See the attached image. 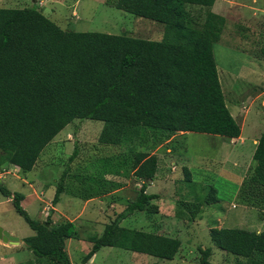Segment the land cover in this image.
Masks as SVG:
<instances>
[{
	"label": "trees",
	"instance_id": "1",
	"mask_svg": "<svg viewBox=\"0 0 264 264\" xmlns=\"http://www.w3.org/2000/svg\"><path fill=\"white\" fill-rule=\"evenodd\" d=\"M214 3L117 0V10L163 25L159 41L64 31L36 8H0V169L15 166L23 174L30 172L46 146L74 120L101 122L97 140L101 150L122 148L132 158V175L140 184L137 196L104 226L100 236L89 238L92 246L81 264L103 247L168 261L179 252L177 238L120 226L134 214H144L146 219L159 214L155 203L159 195L146 192L157 174L158 159L137 148L145 132H158L162 139L176 133L239 138L241 129L226 107L212 52L226 24L224 17L212 12ZM189 8L197 10L192 13ZM74 145L69 163L78 155ZM252 160L254 165L238 187L237 200L242 206L261 209L264 128ZM97 163L88 166L97 169ZM69 172L67 168L59 178L52 208L66 191ZM183 173L189 182V170L184 168ZM104 181L92 183L99 188ZM106 190L100 189L99 194ZM200 192L205 195L196 201L180 202L178 219L194 221L203 204L218 202L214 188L203 187ZM0 195L11 200L15 212L34 232L22 242L36 260L71 264L66 241L77 235L72 222L54 224L52 209L45 221L30 218L21 207L24 196L11 193L1 181ZM209 234L218 250L231 253H245L247 246L264 237H242L239 231L225 228H212ZM198 252L197 264H212L211 248ZM245 264H264V253L252 251Z\"/></svg>",
	"mask_w": 264,
	"mask_h": 264
},
{
	"label": "rangeland",
	"instance_id": "2",
	"mask_svg": "<svg viewBox=\"0 0 264 264\" xmlns=\"http://www.w3.org/2000/svg\"><path fill=\"white\" fill-rule=\"evenodd\" d=\"M41 1L42 8L39 5ZM116 2L0 0V8H36L64 31L126 34L144 40H161L163 25L117 10ZM189 10L194 13L197 9ZM211 10L226 17L224 33L220 42L213 45L212 52L226 107L228 110L239 108L247 116L245 123L238 121L243 124L242 137L246 140L244 148L239 149L243 159L232 160L228 156L231 150H226V147L238 149L239 142H234V148L228 139L220 136L176 133L162 139L158 132H145L137 148L158 159L157 174L149 182L146 192L152 194L155 191L159 195L160 199L155 203L160 214L151 219H146L144 214H134L122 221L120 226L177 238L181 247L171 261L103 247L95 255L93 264H197L199 248L212 249V264H245L252 251L264 253V237L259 238L260 243L247 246L245 253H231L218 250L209 234L210 229L217 227V218L221 228L235 229L242 237L258 238L264 234V208L245 207L237 200L238 187L254 165L252 141L259 139L264 128V79L261 78L264 73V0H216ZM254 71L257 74L248 75ZM250 81L253 82L248 83ZM102 127L103 124L98 121L74 120L46 146L33 170L5 176L4 185L9 191L26 195L21 207L30 218L40 220L43 216L39 212L44 207L40 201L46 204L52 200L59 178L67 168L70 170L68 175L71 178L67 184L64 183L67 195L60 197L52 219L58 222L63 219L61 216H65L77 222L75 226L80 239L71 240L73 244L67 248L72 264H81L92 246L89 238L100 236L104 226L136 198L140 188L132 175L130 155H125L122 148L101 150L97 140ZM75 142L78 155L69 163ZM99 160L109 165L93 170L88 166ZM184 168L190 172L189 182H185ZM97 177L105 180L99 188H96V182L92 183L94 180L102 181ZM29 184H33L36 195L30 191ZM207 186L216 190L218 202L210 206L202 205L197 216L199 224H192L198 221L197 218L194 221L178 219L180 202L196 201L197 197L205 195L200 191ZM103 188L107 189L106 193L99 194ZM99 209H103V213ZM44 212L48 215L49 209ZM0 222L21 238L34 235L15 212L12 203L1 195ZM28 253L23 247L20 251L22 262L19 264L28 262ZM8 256L0 254V264H9L1 260ZM34 264L50 263L45 259H35Z\"/></svg>",
	"mask_w": 264,
	"mask_h": 264
},
{
	"label": "crops",
	"instance_id": "3",
	"mask_svg": "<svg viewBox=\"0 0 264 264\" xmlns=\"http://www.w3.org/2000/svg\"><path fill=\"white\" fill-rule=\"evenodd\" d=\"M216 1V0H215ZM215 4V3H214ZM40 5V7L42 8V6H43V2L41 1V3L39 4ZM214 6V5H213ZM41 12V11H40ZM42 13V12H41ZM220 16H222V15H220ZM222 17H224L225 18V20H226V17L225 16H222ZM223 33H224V31H223ZM253 73L254 74H257L255 71L254 72H249L248 73V75H251V76H253ZM261 78L262 79H264V73L262 74V76H261ZM253 81H250V82H248V83H252ZM229 112H230V114L232 115V117L235 119V121L237 122V124L239 125L240 123L238 122V121H242L241 123H245L247 120H246V114L244 115L243 113H241V111H240V109L239 108H236V107H233V108H231V110H229ZM241 125H243V124H240V129H241V133H240V136H239V138H237V139H232V140H229V144H231V145H233V144H235L234 142H236V143H238L239 142V147L237 146V148L238 149H233V148H229V147H226V150H227V152H229V150H231L230 151V154H228V156L230 157L231 156V159L232 160H236V161H240V160H242L243 158V155L242 154H240V151H239V149H243L244 148V144H245V139L242 137L243 136V128H242V126ZM65 129V128H64ZM56 137V136H55ZM64 138L67 140V138L64 136ZM61 138H59V139H57V140H55L53 143L55 144L56 142H58V140H60ZM257 139H254L253 141H252V145L254 146V148H253V151L255 150V147H256V145H257ZM52 142V141H51ZM50 142V143H51ZM49 143V144H50ZM231 147H234V145L233 146H231ZM229 148V149H228ZM235 148V147H234ZM46 149L47 148H45L44 149V151L42 152V153H44L45 151H46ZM40 157H42V154H41V156ZM39 160V159H38ZM37 163H38V161H37ZM36 163V164H37ZM102 163H104V161H99L96 165H94V166H96V167H100V166H102V167H105V165H106V163L103 165ZM109 164L107 163V166H108ZM36 166V165H35ZM34 166V167H35ZM93 166V165H92ZM7 168H14L15 170L16 169H18L17 167H15V166H8V167H2L1 169H0V171L1 170H4V169H7ZM19 170V169H18ZM19 172H20V170H19ZM21 173V172H20ZM73 173V172H72ZM16 174V173H15ZM15 174H12V175H15ZM2 183L3 184H5L6 183V178L2 181ZM29 186V189H30V191L32 192V194L33 195H36V191H35V189H34V186H33V184L31 185V184H29L28 185ZM11 192V191H10ZM11 193H13V192H11ZM42 193V192H41ZM41 193L39 194V195H41ZM148 194H151V193H148ZM152 194H155V191L152 193ZM62 195H67V191H64L62 194H61V196ZM24 196V199L21 201V205L22 204H24V201L26 200V195H23ZM60 196V197H61ZM40 197V196H39ZM6 199V198H5ZM8 202H11V200L10 199H6ZM39 200V199H38ZM51 201V200H50ZM50 201H48V203H44V201H40V203L41 204H43L44 205V207L41 209V211L39 212L40 213V216H43V217H41V219L39 220V221H45V219H46V217H47V215L45 214V210H50V209H52L54 212H53V214H52V216H54L55 215V213L57 212V210H56V208L54 207V208H52V207H49V205H50ZM100 210V212H102L103 213V209H99ZM159 212H160V210H159ZM138 214H141V213H138ZM160 214V213H159ZM52 216H51V220H52V222L55 224V223H58V222H60V221H62V220H67V221H69V222H72L74 225L77 223V222H75L74 220H70V219H68V218H66L65 216H61V217H63V219H61L60 221H58V222H55V220H53L52 219ZM133 216V215H132ZM131 216V217H132ZM158 216H160V215H158ZM45 218V219H44ZM200 218V217H199ZM197 220L198 221H195V222H193L192 224L193 225H195V226H197L198 224H199V222H200V220L197 218ZM216 228H221V226H220V222H219V219L217 218L216 219ZM0 227L2 228V229H4V230H6L10 235H12V236H14V237H17L18 239H19V245L18 246H14V245H8V244H4V243H2L1 241H0V254H6V255H8L9 254V256L7 257V258H1V260L2 261H5V262H7V263H9V264H19V262H22V257H20L21 256V254H20V251L23 249V242H22V239H24L25 237H23V238H21V237H19V236H17L16 234H13L12 232H10L9 230H8V228L6 227V226H4V225H2L1 224V222H0ZM75 228H76V226H75ZM76 231H77V229H76ZM74 239H76V240H79L80 239V237L78 236V231H77V235H76V238H74ZM71 240H73V239H69V240H67L66 241V251H67V248L68 247H70L73 243H71ZM105 248H107V247H105ZM67 254H68V252H67ZM97 254V252L90 258V260L86 263V264H93V260H94V258H95V255ZM28 256H29V258H28V262H26V263H21V264H34V262H35V259H34V257H33V255L29 252L28 253ZM69 256V255H68ZM70 259V258H69ZM72 264V263H71Z\"/></svg>",
	"mask_w": 264,
	"mask_h": 264
},
{
	"label": "water",
	"instance_id": "4",
	"mask_svg": "<svg viewBox=\"0 0 264 264\" xmlns=\"http://www.w3.org/2000/svg\"><path fill=\"white\" fill-rule=\"evenodd\" d=\"M0 241L8 245H14V246L19 245V239L17 237L10 235L6 230L2 229L1 227H0Z\"/></svg>",
	"mask_w": 264,
	"mask_h": 264
},
{
	"label": "built area",
	"instance_id": "5",
	"mask_svg": "<svg viewBox=\"0 0 264 264\" xmlns=\"http://www.w3.org/2000/svg\"><path fill=\"white\" fill-rule=\"evenodd\" d=\"M13 168H7V169H4V170H1L0 171V181L2 182L7 176V175H12V174H15V173H18L19 170L18 169H14V171H12Z\"/></svg>",
	"mask_w": 264,
	"mask_h": 264
}]
</instances>
